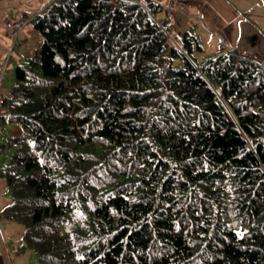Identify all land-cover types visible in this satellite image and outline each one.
<instances>
[{
  "label": "trees",
  "instance_id": "1",
  "mask_svg": "<svg viewBox=\"0 0 264 264\" xmlns=\"http://www.w3.org/2000/svg\"><path fill=\"white\" fill-rule=\"evenodd\" d=\"M159 8L51 0L32 21L0 174L38 264H264V65L198 59Z\"/></svg>",
  "mask_w": 264,
  "mask_h": 264
},
{
  "label": "crops",
  "instance_id": "2",
  "mask_svg": "<svg viewBox=\"0 0 264 264\" xmlns=\"http://www.w3.org/2000/svg\"><path fill=\"white\" fill-rule=\"evenodd\" d=\"M50 1L43 0L37 5L34 0H27L24 4L23 0H0V16L4 15L7 20L23 18L28 21L24 30L15 39L0 28V60H3L7 55L11 57L16 46L17 51L13 56L14 64L33 55L40 37L34 29L32 21ZM179 1L185 3L186 0ZM248 1L194 0L193 13L184 7V13L189 14L188 24L192 27V32L203 34L202 40L207 45V48H202L201 51L195 53L198 55V59L201 60L208 55L226 49H236L243 54L247 52L264 65V0H260L258 5L255 0H252V5ZM32 7V10L35 11L29 15V8ZM192 17L195 19H191ZM243 30L250 33L246 37V43L240 42L239 33L242 34ZM219 33L229 34V36L221 37ZM235 34H237V38Z\"/></svg>",
  "mask_w": 264,
  "mask_h": 264
},
{
  "label": "rangeland",
  "instance_id": "3",
  "mask_svg": "<svg viewBox=\"0 0 264 264\" xmlns=\"http://www.w3.org/2000/svg\"><path fill=\"white\" fill-rule=\"evenodd\" d=\"M21 1V0H19ZM27 0H23V4ZM36 4L42 3L43 0H34ZM155 3L160 4V8L154 12V18L158 20H164L171 25V34L174 39H178L181 33L184 30H190L192 32V27L188 24V13H184V7L193 13V1L194 0H186L185 3L179 0H152ZM21 3V2H20ZM248 3L250 5L253 4L252 0H249ZM256 5L260 3V0H255ZM29 8L28 14H33L35 10ZM195 19V18H191ZM4 15L0 16V28H2L5 32L7 31L5 28L6 22L10 21L7 20ZM197 22L201 23L199 20ZM194 29V28H193ZM247 31V30H246ZM245 30L242 31V34L239 33V37L241 38V43H246V37L250 35ZM249 32V31H248ZM194 33V32H193ZM7 34V32H6ZM5 35V34H2ZM8 35V34H7ZM199 38L200 44L202 48H207V45L202 40L203 34L201 33H194ZM221 37L229 36V34L219 33ZM236 38H237V34ZM9 38V37H7ZM12 38V37H11ZM10 39V38H9ZM203 44H202V43ZM11 45V44H10ZM17 48V46H16ZM13 50V54L11 57L4 56L3 60L7 58V67L0 79V99L4 96H8L9 89L11 84L14 80V53L17 49ZM241 51V49H240ZM242 52V51H241ZM12 53V52H11ZM247 54V52H244ZM10 55V54H9ZM198 57V55H195ZM9 58V59H8ZM9 60V64H8ZM7 106L0 105V113H6ZM8 128V127H7ZM10 131H2L0 129V140L7 135ZM6 162L5 156L0 155V170L4 168ZM11 200L10 191L6 185L5 177L0 174V263L1 264H38L37 259L33 251L27 246L23 239V224L17 220L8 218L5 215V207L9 204Z\"/></svg>",
  "mask_w": 264,
  "mask_h": 264
},
{
  "label": "built area",
  "instance_id": "4",
  "mask_svg": "<svg viewBox=\"0 0 264 264\" xmlns=\"http://www.w3.org/2000/svg\"><path fill=\"white\" fill-rule=\"evenodd\" d=\"M27 22L28 21L23 19V18H17V19L10 20V21L6 22L5 28L7 30V33L12 38L15 39L24 30V27H25ZM6 67H7V58H6V60H0V79L2 78V75H3ZM0 104H1V100H0Z\"/></svg>",
  "mask_w": 264,
  "mask_h": 264
}]
</instances>
